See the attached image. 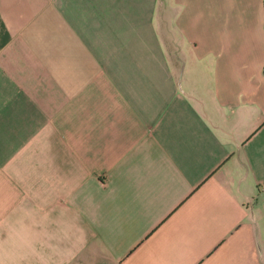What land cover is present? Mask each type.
Masks as SVG:
<instances>
[{"label":"crops","instance_id":"1","mask_svg":"<svg viewBox=\"0 0 264 264\" xmlns=\"http://www.w3.org/2000/svg\"><path fill=\"white\" fill-rule=\"evenodd\" d=\"M0 264H264V0H0Z\"/></svg>","mask_w":264,"mask_h":264}]
</instances>
